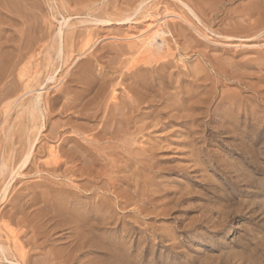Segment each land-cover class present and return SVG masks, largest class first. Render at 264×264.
<instances>
[{
    "label": "rangeland",
    "instance_id": "1",
    "mask_svg": "<svg viewBox=\"0 0 264 264\" xmlns=\"http://www.w3.org/2000/svg\"><path fill=\"white\" fill-rule=\"evenodd\" d=\"M0 67V264H264V0H0Z\"/></svg>",
    "mask_w": 264,
    "mask_h": 264
},
{
    "label": "bare ground",
    "instance_id": "2",
    "mask_svg": "<svg viewBox=\"0 0 264 264\" xmlns=\"http://www.w3.org/2000/svg\"><path fill=\"white\" fill-rule=\"evenodd\" d=\"M176 1H178V2H181L180 0H176ZM256 1V0H255ZM22 4V3H21ZM186 6V5H185ZM250 6V5H249ZM253 6H255V5H253ZM253 6H252V8H253ZM252 8H249L248 10L249 11H257V9L255 8V9H252ZM259 9H261V8H259ZM263 11V10H262ZM191 12H193V11H191ZM258 13V12H257ZM194 14V13H193ZM260 15V14H259ZM173 17V16H172ZM65 20H66V17H63ZM180 18H182V17H180ZM106 20V19H105ZM105 20H98V21H96V23L97 22H102V23H100V24H102L103 25V23L104 24H106V23H108V21H105ZM121 21H123V20H121ZM126 21V20H125ZM162 22V21H161ZM68 24V23H67ZM99 24V23H98ZM151 25V27H149V28H152V26H154L155 27V25H156V31H154L153 33H152V35L154 34L155 36H156V38L155 39H152V40H154V41H158V38L160 39V44H156V43H154V41H150L149 42V40H148V38H147V40H148V44H146V45H151V46H162V45H164L163 44V42H164V35L162 34V33H164L163 32V27H162V25L158 22V23H156L155 24V22H153L152 24H150ZM61 27L59 28V30H58V32H56V35H55V44H54V49H55V55H56V57L59 59H61L62 57H65V39H66V36H65V31L66 30H64V25L62 24V25H60ZM65 26H67V25H65ZM31 27V26H30ZM69 28V27H68ZM31 30V29H30ZM34 31V30H33ZM2 32V31H1ZM152 32V30L150 31V32H148V33H151ZM148 33L146 34L145 33V35H141V36H139V37H141V38H143V40H145L144 39V37L145 36H147L148 35ZM165 34V33H164ZM259 35V34H258ZM139 37H138V39H139ZM148 37V36H147ZM32 38V37H31ZM153 38V37H152ZM137 38H132V40H136ZM131 40V41H132ZM166 41V40H165ZM32 42V41H31ZM145 42H146V40H145ZM144 44V43H143ZM137 45V44H136ZM166 45V44H165ZM35 46V45H34ZM135 47V46H134ZM138 47V46H137ZM142 47V46H141ZM21 48V47H20ZM149 48V47H148ZM153 48V47H152ZM163 48V47H162ZM138 49V48H137ZM136 49V50H137ZM50 51V50H49ZM52 51V50H51ZM145 51V50H144ZM29 52V51H28ZM126 52V51H125ZM140 52V51H139ZM3 53V52H2ZM147 53V52H146ZM149 53H152V52H149ZM122 54V53H121ZM154 54V53H153ZM153 54H152V57H154V56H156L157 57V55H155L156 54V52H155V54H154V56H153ZM25 55V54H24ZM23 56V55H22ZM31 56V55H30ZM26 57H28V56H26ZM147 57V56H146ZM149 57V56H148ZM56 58V59H57ZM148 59V58H147ZM152 59V58H151ZM155 59V58H154ZM25 60V59H24ZM28 60V59H27ZM111 60V59H110ZM21 61V60H20ZM152 61V60H151ZM159 61H160V58H159ZM18 63V62H17ZM31 63V62H30ZM137 63V62H136ZM150 63V62H149ZM151 64V63H150ZM18 65V64H17ZM16 66V65H15ZM136 66V65H135ZM18 67V66H17ZM1 68V67H0ZM16 68V67H15ZM25 69V68H24ZM11 71V70H10ZM26 71V70H25ZM21 74V73H20ZM23 76V75H22ZM52 77V76H51ZM18 78H19V76H18ZM21 78V77H20ZM23 78V77H22ZM50 79H54V77L53 78H49V80ZM88 80V79H87ZM30 82V81H29ZM28 82V83H29ZM32 82V81H31ZM11 83V82H10ZM28 86V85H27ZM32 87V86H31ZM264 87V86H263ZM11 88V87H10ZM28 88V87H27ZM33 88H34V86H33ZM38 91V90H37ZM40 91V90H39ZM4 93V92H3ZM77 93V92H76ZM91 93V92H90ZM79 94V93H78ZM88 94V93H87ZM86 94V95H87ZM115 94V93H114ZM32 95V94H31ZM6 97V96H5ZM25 97V96H24ZM78 97V96H77ZM43 93L42 92H39V93H37L33 98H32V100H31V104H30V107H29V110H30V115H32V119H34V115H37V117H36V119H34V120H36V121H34V122H37V120H38V124H39V119H42V117H38L39 115H40V113H41V111L42 110H40V108H41V103L44 101L43 99ZM21 100V99H20ZM43 100V101H42ZM193 102V101H192ZM43 104V107H44V102L42 103ZM202 105V104H201ZM43 110H44V108H43ZM26 113H28V112H26ZM45 114L43 115V116H45L46 117V112H44ZM2 114V113H1ZM41 116V115H40ZM39 118V119H38ZM42 120H44V119H42ZM41 121V120H40ZM45 123V122H44ZM36 124V123H35ZM41 124H42V121H41ZM41 124H39V125H41ZM1 125V124H0ZM118 125V124H117ZM38 126V125H37ZM35 127H36V125H35ZM42 127L44 128V126L42 125ZM41 128V127H40ZM43 128H42V130H43ZM3 128L0 126V132H1V130H2ZM37 129V128H36ZM38 131V130H37ZM39 132V131H38ZM56 133V132H55ZM1 135V134H0ZM27 135V134H26ZM28 138V137H27ZM31 140H32V138H31ZM34 140H36V139H34ZM34 140H32L31 142L33 143L34 142ZM84 141V140H83ZM31 143V144H32ZM30 144V146H32L33 147V144L31 145ZM28 146V145H27ZM29 146V147H30ZM32 147H31V150H27V151H29V153L27 152V157H25V158H23V160H24V162H22L21 164H20V166H23V165H25L29 160V158H30V156H31V154L33 155V153H31V151H32ZM92 147V146H91ZM90 147V148H91ZM89 148V147H88ZM53 152V151H52ZM94 152V151H93ZM51 155V154H50ZM26 156V155H25ZM53 159V158H52ZM57 159H59V158H57ZM17 160V159H16ZM54 160V159H53ZM1 161V160H0ZM94 161V160H93ZM92 161V162H93ZM3 162H5V161H3ZM0 163V174L3 176V174L5 173V171L7 170V163L6 164H4V163ZM57 162V161H56ZM56 162H55V164H56ZM89 162V161H88ZM51 164V163H50ZM94 164V163H93ZM19 165V164H18ZM90 165V164H89ZM95 165V164H94ZM97 165V164H96ZM11 166V165H10ZM17 166V165H16ZM23 167H25V166H23ZM23 167H21V168H23ZM12 168V167H11ZM10 168V170H9V172L12 174V176L14 175V173H15V171L17 170L16 168H14V169H11ZM21 168H18V169H21ZM16 169V170H15ZM5 175H6V173H5ZM15 175H19V172H16L15 173ZM4 177V176H3ZM12 178H14L15 179V177H12ZM11 178V179H12ZM13 179V180H14ZM9 182L10 183H8V184H3L2 186H1V188H0V202H1V200H3L4 199V194L8 191V189H10L9 187H11V182L12 181H10L9 180ZM1 183H3V182H1ZM0 183V184H1ZM6 195V194H5ZM36 196V195H35ZM41 196V195H40ZM61 211V210H60ZM67 215V214H66ZM57 216V215H56ZM55 216V217H56ZM53 218H54V216H53ZM48 219V218H47ZM54 221V220H53ZM0 223H3V222H1V220H0ZM63 223V222H62ZM4 224V223H3ZM3 228H4V226H3ZM6 228V227H5ZM76 230V229H75ZM74 230V231H75ZM17 237V236H16ZM16 237H14V239L15 240H17V238ZM14 240V242H16ZM19 241V240H18ZM16 243H18V242H16ZM19 244V243H18ZM28 244V243H27ZM16 246H18V245H16ZM17 248V247H16ZM22 248V247H21ZM20 248V249H21ZM22 250V249H21ZM25 251V250H24ZM8 253L7 252V249L5 248V246L4 245H2V243H0V255L2 256H4V254H6V253ZM23 252V251H22ZM24 254V253H23ZM22 253H21V256L20 257H22V255H23ZM2 258L3 257H1L0 259L2 260ZM4 259V258H3ZM0 260V261H1ZM14 263H17V264H20V262L18 263V261L17 262H14ZM38 264V263H37Z\"/></svg>",
    "mask_w": 264,
    "mask_h": 264
}]
</instances>
